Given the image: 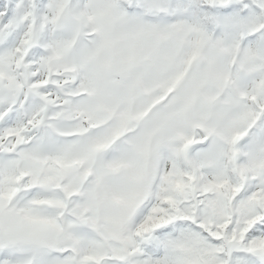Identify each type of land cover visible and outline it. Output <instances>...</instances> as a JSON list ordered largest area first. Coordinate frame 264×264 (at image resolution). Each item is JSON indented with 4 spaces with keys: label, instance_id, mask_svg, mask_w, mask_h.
Segmentation results:
<instances>
[{
    "label": "snow or ice",
    "instance_id": "1",
    "mask_svg": "<svg viewBox=\"0 0 264 264\" xmlns=\"http://www.w3.org/2000/svg\"><path fill=\"white\" fill-rule=\"evenodd\" d=\"M0 264H264V0H0Z\"/></svg>",
    "mask_w": 264,
    "mask_h": 264
}]
</instances>
